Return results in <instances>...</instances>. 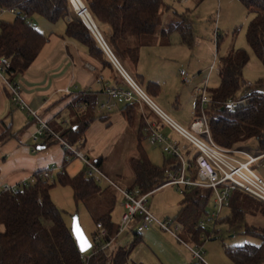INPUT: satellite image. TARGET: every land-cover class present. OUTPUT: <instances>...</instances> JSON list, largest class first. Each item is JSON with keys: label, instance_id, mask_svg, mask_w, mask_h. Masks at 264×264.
Segmentation results:
<instances>
[{"label": "trees", "instance_id": "trees-1", "mask_svg": "<svg viewBox=\"0 0 264 264\" xmlns=\"http://www.w3.org/2000/svg\"><path fill=\"white\" fill-rule=\"evenodd\" d=\"M240 1L253 14L247 28V42L264 64V0ZM83 2L89 8L98 28L102 25L109 27V33L104 39L124 68L136 67L140 50L155 44L157 35L166 44H170L171 35L178 33L183 46L189 49L194 46L193 23L188 13H175L177 21L170 22L161 30L158 28L163 0ZM0 8L16 11L13 20L0 19V58L8 59L7 75L11 79L28 71L47 43V37L31 21L35 15L44 17L50 23L65 21V36L79 41L88 48L91 55L108 64L102 47L86 23L77 16L70 0H0ZM166 10H169L168 6ZM249 62L248 52L242 49L231 50L219 59L220 82L217 87L209 88L211 102L207 116L216 143L227 149H240L252 155H260L264 153V92L252 90L245 95L249 101L242 108L230 110L226 107L228 101L240 96L244 69ZM121 80L123 82L122 77ZM258 85L264 87V79ZM148 91L151 95L158 96L159 84L150 82ZM96 97L91 92H83L77 96L68 106L75 117L73 125L54 132L71 145L80 143L94 121ZM140 107L138 103L122 106L131 125L136 124ZM143 116L138 122L137 155L131 158L130 166L135 178L133 187L139 188L142 193H149L161 188L168 179L169 171L180 169V163L177 158L167 156L162 166L151 161L144 146L149 135L144 132L146 125ZM94 163L101 166L102 160ZM67 164L66 158L63 166ZM46 171L48 170L36 172L34 181L26 186L20 184L11 190L0 187V264H132L130 250L124 247H117L110 254L97 250L90 257V253H81L72 229L67 226L62 211L51 199L50 193L56 183L43 179ZM192 175L195 178V171ZM59 183L72 188L74 199L90 210L96 226L103 223L110 234L115 235L117 229L112 221L113 207H109L102 216H94L92 205L95 208L96 202L101 203L102 199L105 202L108 197L104 189L87 176L86 167L74 177L65 171L59 173ZM211 193V190L202 188L185 191L179 213L174 219L182 227L180 238L202 246L205 241L214 239L218 234L217 225L224 222L232 228L243 225V234L259 239L261 245L226 246L225 254L233 264H264V227L248 222L250 215H259L264 220V203L237 190L227 205L230 215L226 218L220 216L213 224V229H203L199 224L207 213ZM107 201L109 205H114L113 198ZM193 264L207 263L197 260Z\"/></svg>", "mask_w": 264, "mask_h": 264}, {"label": "crops", "instance_id": "crops-1", "mask_svg": "<svg viewBox=\"0 0 264 264\" xmlns=\"http://www.w3.org/2000/svg\"><path fill=\"white\" fill-rule=\"evenodd\" d=\"M12 16L14 17V15ZM10 20H13V18ZM33 24L35 25V22ZM41 24L44 26V29L46 26L49 28L47 31L50 34L45 35L41 31L47 37V43L29 70L13 79L8 75L7 77L0 76V154L4 153L2 155L8 156L11 154L10 157L6 156L7 160L5 157L2 158L3 161L0 160L3 163L0 165L1 175L2 173L4 174L2 178L0 177L1 187H16L23 183L33 182V176L36 172L50 170V167H55L53 172L61 170L60 173L64 171L69 173L70 163L77 166V162L74 161L75 158L68 161L65 167L63 166L64 160L66 158L68 160L70 153L66 152L62 144L56 139L41 137L35 140L34 137L38 129V123L28 110H22L14 103L7 89L6 80L14 82L19 86L29 108L40 114L41 118L47 122L53 131H63L73 125L75 117L68 106L77 96L83 92H91L94 96H97L94 121L90 124L85 134L82 149L90 160H102L101 169L116 183H119L121 187H133L135 178L131 166L127 161V166L123 162L124 167L117 165L116 167L114 164L109 163L107 157L114 150L113 147L116 144H112V147L109 149L107 146L111 141L116 142L119 140L118 138L127 136L135 142V147L127 152L129 157L127 159L136 156L138 122L142 113L138 115L136 124L131 125L123 112L122 106L116 108L113 113H105L100 109L102 104L108 102V97L104 91L106 86L125 87L124 81L122 82L121 80V74L111 63L107 55H105L104 59L108 64H104L102 60L91 55L88 48L82 43L66 37L65 21L52 23L53 25L51 26L46 25V23ZM98 29L103 38L109 33V27L106 25H102ZM216 58H218V55L215 56V61ZM123 69L125 70L124 67ZM100 77L104 78L103 83L98 82ZM138 78L141 81L143 80V77L139 76ZM67 90L70 93H67ZM145 108L147 109V107ZM97 110H100L101 113L97 114ZM151 113L154 116V120L160 122V119L153 112ZM150 118L153 119L152 116ZM135 127L136 137L134 133H131ZM168 130L166 131L163 128V133L178 141L184 147L187 146L186 143H182L181 140H177L174 137L176 133L170 129ZM178 137L180 136L178 135ZM148 140L150 139L148 138ZM30 144L34 146H30ZM153 147L156 148L158 146L153 145ZM127 154L125 153L124 155ZM149 157L155 165L162 166L164 163L165 155L161 164H156L150 154ZM79 161L84 170V163L81 160ZM76 175H71V177ZM261 177L264 179V171ZM28 179L31 181H28ZM167 187L169 186L163 187V189ZM102 189H104L106 195L110 192L111 196L114 197L112 215L116 206L119 207L122 215L123 209L120 207L121 197L111 187L105 186ZM170 194V199H173V192ZM101 199L102 197L100 196L99 200ZM165 199L167 200L168 198L165 197ZM162 200H164V197H162ZM178 201L174 204L177 206L174 207L178 212H174L176 215L175 217L173 216V219L177 217L180 210L181 202L178 205ZM149 206L151 213L155 217L157 214L153 212L150 200ZM171 215L162 212L158 217L167 221V219L171 220ZM120 219L116 222L112 217L117 230L120 225ZM164 232L162 229H159L158 225L153 224L141 234L129 233L121 236L119 241L114 244V247L129 249L130 262L132 264H193L195 262L193 251L197 245L183 241L180 238L182 231L180 232L179 239L171 233Z\"/></svg>", "mask_w": 264, "mask_h": 264}, {"label": "rangeland", "instance_id": "rangeland-1", "mask_svg": "<svg viewBox=\"0 0 264 264\" xmlns=\"http://www.w3.org/2000/svg\"><path fill=\"white\" fill-rule=\"evenodd\" d=\"M166 6L169 8L168 11L166 10ZM175 13H188L194 29L195 42L193 48L189 49L183 46L181 44L180 34L178 33H173L171 35L169 40L171 42L170 45L166 44L160 35H157L158 39L156 38L157 41L155 44L142 48L137 66H128V68L125 67V70L137 83H139L141 88L150 97L158 109L168 115L172 121L188 129L189 124L194 117L193 113H195L197 104V99L193 94L194 89L200 86L203 80L208 77V72L215 61V56L218 55L220 59L221 57L229 54L231 50L242 49L247 51L250 56V62L244 69L243 87L240 97L250 94L252 90H260L264 92V87L258 85V82L264 79V64L250 48L246 39L247 28L253 18V14L249 12L248 8L242 1L188 0L186 3H182L180 0H163L161 22L158 28L161 30L170 22L177 21L178 16H176ZM1 18L3 20H10L13 16L11 14H6ZM31 21L32 23L35 22V26L45 35L50 34L47 31L49 28L46 26L44 29V26H42L41 23H46V25L49 26L53 24L47 21L44 17L35 15ZM219 59L215 62L216 71L211 77V88L217 87L220 82L218 72ZM181 72H185L188 75L190 82H185L184 78L181 76ZM138 76L143 77V82L140 78H138ZM149 82L159 84L160 93L158 96L151 95L148 91ZM248 84L253 85V87H249ZM148 106V104L144 105V107L141 106L139 114L142 113V115L144 114L146 117L152 116L153 118L154 116L151 113V107L149 106V108ZM145 107H147V109ZM113 112L114 111H112V113ZM98 113H101L100 110H97V114ZM38 115L41 117L40 114ZM164 128L166 131H169L168 129H170L168 126ZM135 129L136 127L134 130L132 129L131 133H134L136 137ZM174 137L177 138V140H181L182 143H186V145H188L187 142L183 138L180 139L177 134H174ZM118 139V141H111L108 144V149L112 147V144L116 145L113 147L114 150L107 158L109 159V163L114 164L115 166L124 167L123 162L125 166H127L126 161L130 165L132 157L127 159V152L135 147V142L132 138L127 136L120 137ZM153 145L154 144L150 140H146L144 142L145 149L148 154H150L152 160L156 164H161L164 154L159 147L155 148ZM30 146L34 145L30 144ZM125 153L127 155H124ZM2 154H0V160L2 161V158L5 157L6 159V156H11V154L9 156ZM194 154H196V151ZM76 159L77 158H75L74 161L77 162V166L73 164L71 165V163L69 164L70 170L68 172L71 175H76L83 171L80 161ZM239 159L242 162H246L248 160L246 156H240ZM91 160L94 162V159ZM2 164L3 163L0 161V165ZM251 168L258 175L263 176L264 159L259 163L254 164ZM53 169H55V167H50V172L53 171ZM60 171L61 170L52 172L53 178L50 182H55L56 186L51 190V199L62 211L67 226L72 229L73 217L77 215L85 234L90 240H92L93 234L96 233L97 226L93 221L90 210L88 211L83 203L76 202L71 187L63 186L59 183ZM3 176L4 174L2 173L1 178ZM28 181L31 180L28 179ZM171 192H173V199H170ZM108 193L109 194L106 195L108 198L105 202L104 200L101 203L96 202L95 208L92 205L95 217L104 215L108 211L109 207H113L112 204H108L107 200H111V198L114 199V197L111 196L110 192ZM162 197H164V200H162ZM165 197L168 199L166 200ZM183 198V194L179 193L174 186L158 190L149 199L153 212L157 214L155 215V218L159 221H164L163 218L160 219L158 215L162 212H166L168 214H172L171 220L174 222L172 229L175 225H179V221L174 220L175 218L173 219V216L175 217L178 212L176 211L177 209L175 210L174 206L176 205L174 204H176L177 200H179V205ZM213 210L214 195L211 193L206 209L207 213L203 215L201 220H206L207 217L213 213ZM230 212V208L226 206L221 214V218L228 217ZM120 215L121 211L119 207L116 206L112 215L113 220L117 222L118 219H120ZM248 222L252 225L264 227V220L259 215H250L248 217ZM216 230L218 231V234L214 236L215 238L207 240L202 244V258L207 264H233L225 254L226 246L234 247L245 244L255 246L261 245V241L259 239L243 234V225H238L237 227L232 228L229 224L224 222L217 225ZM113 249H115L114 246L111 250ZM89 253H91V251H89L88 254ZM197 260L198 259L195 258V262Z\"/></svg>", "mask_w": 264, "mask_h": 264}, {"label": "built area", "instance_id": "built-area-1", "mask_svg": "<svg viewBox=\"0 0 264 264\" xmlns=\"http://www.w3.org/2000/svg\"><path fill=\"white\" fill-rule=\"evenodd\" d=\"M70 1L77 16L89 27L111 63L121 74L125 83V87H105L104 91L108 97V102L101 105V111L112 113V111L119 106L126 104L138 103L141 106L148 104L151 108L148 107L160 119V122H156L154 119L144 115L143 117L145 118L146 125L144 132L149 135V139L152 143L158 146L165 156L177 158L180 163V169L177 171H169L168 179L161 188L165 186H174L181 194L193 188L211 190L214 195V210L206 220H201L199 227L203 229H213V224L220 218L224 208L229 204L233 193L237 190H242L264 203V179L251 168L254 164L264 159V153L252 155L245 150L227 149L216 143L212 137L207 109L211 102L209 88L211 85V77L216 71V61L210 67L208 77L193 91L197 99V108L189 128L185 129L158 109L141 86L123 69L105 42L94 22L89 8L83 0ZM180 1L186 3L188 0ZM6 14L15 15L16 11L14 9L1 8L0 19ZM8 67V59L5 57L0 58L1 77H7ZM181 76L184 78L185 82H190L185 72H181ZM98 82L103 83L104 78L100 77ZM6 86L14 103L22 110H28L30 115L33 116L38 123V129L34 137L35 140L41 137L56 139L62 144L63 149L70 153L68 161L72 158L81 160L87 168V176L89 178L94 179L102 188L105 186L111 187L112 190L121 197L120 207L123 209V213L117 232L115 235H111L103 223H99L97 225V231L91 241L92 249L90 250L91 253L89 257L96 254L95 252L97 250L110 254L111 248L119 241L121 236L129 233L141 234L148 230L153 224H157L160 229L175 235L179 239V233L182 231L180 225H175L173 230V220L159 221L150 211L149 199L160 188L149 193H142L137 187H121L116 181L106 175L100 166L87 157L82 149L83 140L78 145H71L69 142L62 139L49 127L47 122L44 121L37 112L29 108L16 83L6 80ZM248 86L251 88L253 87L251 84H248ZM67 93H70V91L67 90ZM248 101L249 99L245 96H239L236 99L228 101L226 107L230 110L239 109L245 106ZM166 126L183 138L188 145L184 147L178 141L165 135L163 133V128ZM195 151L196 154H194ZM240 156H246L248 160L242 162L239 159ZM194 171L195 178H193L192 175ZM52 172L53 171L50 172V170L46 171L42 176L43 179L51 180L53 178ZM21 185L26 186L27 183ZM15 188L16 187H6L2 189L11 190ZM201 250V246L197 245L196 249L193 251L195 258L198 260H204Z\"/></svg>", "mask_w": 264, "mask_h": 264}, {"label": "water", "instance_id": "water-1", "mask_svg": "<svg viewBox=\"0 0 264 264\" xmlns=\"http://www.w3.org/2000/svg\"><path fill=\"white\" fill-rule=\"evenodd\" d=\"M77 229H78V231H77ZM72 234H73V236L77 242V245H78L81 253L86 254L92 249V242L87 237V235L85 234V232H84V230L80 224L79 217L77 215L73 217ZM81 238L83 239V241H86V243H87V247H85L84 250H81Z\"/></svg>", "mask_w": 264, "mask_h": 264}, {"label": "snow or ice", "instance_id": "snow-or-ice-1", "mask_svg": "<svg viewBox=\"0 0 264 264\" xmlns=\"http://www.w3.org/2000/svg\"><path fill=\"white\" fill-rule=\"evenodd\" d=\"M78 231V229H77ZM87 247V243L86 241H83V239L81 238V250H84V248Z\"/></svg>", "mask_w": 264, "mask_h": 264}]
</instances>
